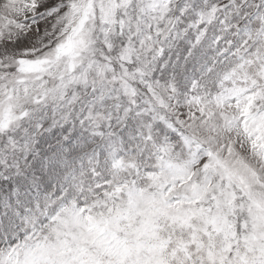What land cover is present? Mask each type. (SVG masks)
<instances>
[{"label": "snow or ice", "instance_id": "6c2138e0", "mask_svg": "<svg viewBox=\"0 0 264 264\" xmlns=\"http://www.w3.org/2000/svg\"><path fill=\"white\" fill-rule=\"evenodd\" d=\"M0 264H264V0H0Z\"/></svg>", "mask_w": 264, "mask_h": 264}]
</instances>
